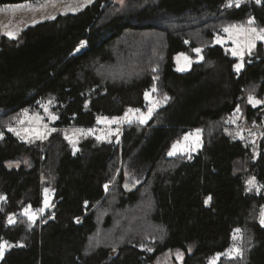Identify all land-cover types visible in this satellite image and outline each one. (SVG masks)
Returning <instances> with one entry per match:
<instances>
[{"label":"trees","instance_id":"1","mask_svg":"<svg viewBox=\"0 0 264 264\" xmlns=\"http://www.w3.org/2000/svg\"><path fill=\"white\" fill-rule=\"evenodd\" d=\"M29 1L47 0L0 6ZM229 5L92 0L0 37V243L14 244L0 264H159L167 253V264H209L232 247L236 229L246 233L243 255L216 264H264V134L255 151L226 124L241 113V126L264 128V103L249 102L264 101V42L240 71L233 51L215 43L228 24L252 18L264 28V0ZM211 14L219 19H202ZM181 53L192 69H177ZM153 88L164 105L146 123H123L103 142L86 137L76 153L60 130L35 142L8 130L46 101L60 128L148 112ZM197 128L205 142L196 154L168 155ZM128 171L140 181L130 185ZM46 187L52 208L33 222L24 210L43 206Z\"/></svg>","mask_w":264,"mask_h":264},{"label":"rangeland","instance_id":"2","mask_svg":"<svg viewBox=\"0 0 264 264\" xmlns=\"http://www.w3.org/2000/svg\"><path fill=\"white\" fill-rule=\"evenodd\" d=\"M91 1L92 0H47L44 2L29 1L24 3L1 5L0 6V37L2 35H7L12 38L17 37L21 34L23 29H25L27 26L31 24L46 19L54 18L62 13L77 12L82 8H84ZM117 1L119 3H123L125 0H117ZM240 1L242 0H239V2ZM229 4H236V0H229ZM205 18H213L214 20L219 19L218 16L213 14H211L210 16L205 15L202 17L203 20H205ZM250 19L253 20L252 18H249L246 19L244 22L222 26L220 31L216 30L215 43L224 44L232 51L235 50L238 53H240L236 55L239 59L238 64H242L240 70L243 69V67L245 66L247 54L252 52L257 47V44L259 42L261 41L264 42V40L256 39L255 46L249 50L248 42L250 39H254V34H251L249 32V29L252 27L256 28L257 30L264 29L259 27L257 24H255V22L252 25H249L248 21ZM225 28H229V32H225L224 31ZM8 33H13L14 35L10 36ZM86 46L87 44L84 43L82 45L83 49L86 48ZM200 49L201 51L198 53L199 56L195 59L196 61H202L204 58L202 53V48ZM181 54H178L176 56L177 69L181 72L192 69L195 60H193L187 54L184 53ZM185 57H187L188 59L186 60ZM155 91L152 90L148 92V96H147L149 106L152 109L151 115L154 113L155 110H157L162 105H164V101L158 97V94ZM255 99L259 100L257 98ZM261 104H256L255 106H259ZM148 112L142 110H139V112L136 111L128 112L127 119H120L118 123H112L111 119L124 118L125 115L107 117L109 118L108 120H104L103 117L100 119L99 125L96 127L85 128V127L70 126V127L60 128V127H55L57 116L52 111L49 101H46L42 104L41 111H37V112L25 111L24 115H22L20 120L8 126V130L10 128L15 129V131H11V132L17 135L22 140L28 142L46 140L54 132L60 130L63 132L66 139L71 143L73 147V151L76 153L80 150L81 141L86 137H95L98 140V142L107 141L113 134L118 133V135L119 134L121 135L123 123L141 121L142 118L141 114H143L144 117H148ZM240 115L241 113L237 114L234 118L233 117L229 118L226 121V124L229 125L234 124L228 126L227 131L233 134L234 136H236L237 138L246 139L247 142L251 143L252 148L255 151H257L258 143L264 134L263 132L264 128L263 127L252 128V127H248L247 125L241 126L240 122H238L240 120ZM53 117H55V119H53ZM150 117L147 118L146 122L149 120ZM89 129H91L92 131L89 132L88 131ZM17 133H19V135ZM0 134H2V137L4 136V133L1 131ZM204 142H205L204 128L194 129L191 132H189L185 137H183L181 140H178L174 143L177 145V147L175 149V154L171 155V157H176L177 155L180 154L187 155L188 157H190L193 154H196L203 147ZM73 145H75V147ZM170 151H173V146L171 147L169 152ZM127 176H128L127 177L128 182L131 181L130 185H133L140 181V176L138 175V173L128 171ZM45 190H47V192ZM53 196H54V190L50 187H46L44 188L43 206L40 208L43 209V211L41 212L39 211L40 209H34L32 207L27 208L30 210V212L35 213V221L40 217V215L46 209L52 208ZM46 200L48 203L47 207H45ZM262 211H264V208H262L261 212ZM12 218L15 221L16 218L15 217ZM234 235L236 236V238L233 239L234 241L232 247L226 253H221L218 259L215 260V264L221 258L234 259L243 255L246 233L244 232V230L240 229V232L235 233ZM8 245L10 246L5 248L1 258H3L6 251H8L12 246H14L13 243H9V242ZM236 249L239 250V253L235 251ZM172 255H173L172 253L165 254L162 257V262L159 264H167V262H169V260L171 259ZM215 257H217V255L212 257L210 260H212ZM210 260H209V264H210Z\"/></svg>","mask_w":264,"mask_h":264},{"label":"snow or ice","instance_id":"3","mask_svg":"<svg viewBox=\"0 0 264 264\" xmlns=\"http://www.w3.org/2000/svg\"><path fill=\"white\" fill-rule=\"evenodd\" d=\"M256 2L259 4V3L261 2V0H256ZM236 5H237V6L239 5V0H236ZM229 6H231V4H230ZM253 23H254V21L251 20V19L248 21V24H249V25H252ZM233 27H235V26H233ZM224 31H225V32H229V28H225ZM249 32H250L251 34H254V39H250L249 42H248V47H249V50H250L252 47L255 46V40H256V39L264 40V29H259V30H257L256 28L252 27V28L249 29ZM8 34H9L10 36H13V35H14L13 33H8ZM218 42H219V41H218ZM194 51H196L197 53H199V52L201 51V49L197 48V49H195ZM238 54H240V53H238V52L235 51V50L233 51V55H238ZM181 55H183V54H181ZM185 59L187 60L188 58L185 57ZM241 67H242V64H238V65L236 66V70L239 71ZM153 91H155V88H153ZM145 96H146V98H147L148 93H145ZM165 99H167V97H165ZM249 102L252 103L254 106H255L256 104L264 103V101L256 100L253 96H249ZM49 103H51V101H49ZM133 111L139 112L138 109H136V110L129 109V110H128V112H133ZM151 113H152V109L150 108V109H149V112H148V117L151 116ZM141 115H142V118H141V121H140V122H141V123L146 122V120H147L148 117H144L143 114H141ZM127 117H128V113L126 112L124 118H112V119H111V122H112V123H118L120 119H127ZM53 119H55V117H53ZM103 119H104V120H108L109 118L104 117ZM98 122H99V121H98ZM9 130H10V131H15V129H11V128H10ZM81 131H83V130H81ZM88 131L91 132L92 130L89 129ZM197 131H199V130H197ZM17 134L19 135V133H17ZM0 138H2V134H0ZM73 146L75 147V145H73ZM176 147H177V145L174 144V145H173V151H170V152H169V155H170V156L175 154V149H176ZM247 183H248V185L250 186V187H249V191H251V186H253V185L255 184V178H254V177L251 178L250 180L247 181ZM105 187H107V186H105ZM45 191L47 192V190H45ZM0 199H4V197H0ZM210 199H211V197H208V199L205 201V203H207L208 200H210ZM47 206H48V203H47V200H46V201H45V207H47ZM39 211L42 212L43 209H40ZM24 214L28 216L29 220H32L33 222L35 221V213L30 212L29 209H25V210H24ZM13 222H14L13 218H12V217H9V223L11 224V223H13ZM260 223H261L262 225H264V211L261 212ZM239 232H240V229H236V230H235V233H239ZM235 238H236V236L234 235V239H235ZM9 246H10V245H8V242H7V241H4V242L0 243V256L3 255V252H4L5 248H6V247H9ZM150 250H151V249H149V251H150ZM230 251H232V250H230ZM235 251H236L237 253H239V250H238V249H236ZM219 255H220V254H218L217 257H215V258H213L212 260H210V264H215V260L218 259Z\"/></svg>","mask_w":264,"mask_h":264},{"label":"bare ground","instance_id":"4","mask_svg":"<svg viewBox=\"0 0 264 264\" xmlns=\"http://www.w3.org/2000/svg\"><path fill=\"white\" fill-rule=\"evenodd\" d=\"M83 49V47H80L77 51H80V50H82Z\"/></svg>","mask_w":264,"mask_h":264},{"label":"water","instance_id":"5","mask_svg":"<svg viewBox=\"0 0 264 264\" xmlns=\"http://www.w3.org/2000/svg\"><path fill=\"white\" fill-rule=\"evenodd\" d=\"M83 50V49H82ZM82 50H80V51H76V53H79V52H81Z\"/></svg>","mask_w":264,"mask_h":264}]
</instances>
